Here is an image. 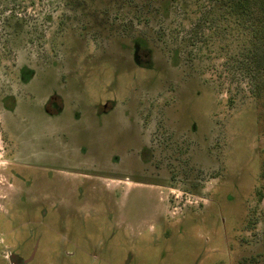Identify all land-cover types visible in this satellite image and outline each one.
<instances>
[{
  "label": "rangeland",
  "instance_id": "1",
  "mask_svg": "<svg viewBox=\"0 0 264 264\" xmlns=\"http://www.w3.org/2000/svg\"><path fill=\"white\" fill-rule=\"evenodd\" d=\"M108 2L0 0V264H264L237 41Z\"/></svg>",
  "mask_w": 264,
  "mask_h": 264
},
{
  "label": "trees",
  "instance_id": "2",
  "mask_svg": "<svg viewBox=\"0 0 264 264\" xmlns=\"http://www.w3.org/2000/svg\"><path fill=\"white\" fill-rule=\"evenodd\" d=\"M110 3L117 12L125 9L146 25L151 17L168 14L170 9L182 15L181 24L184 17L188 21L195 17L199 40L207 46L217 38L227 46L236 40L233 57L244 69L249 92L260 108L259 119L264 120V0H112L105 10ZM260 176L264 178V168Z\"/></svg>",
  "mask_w": 264,
  "mask_h": 264
}]
</instances>
